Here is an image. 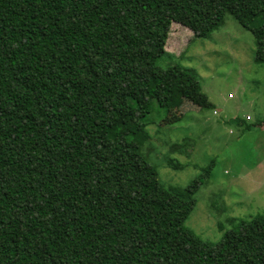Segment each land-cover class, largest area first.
<instances>
[{
	"label": "trees",
	"instance_id": "trees-1",
	"mask_svg": "<svg viewBox=\"0 0 264 264\" xmlns=\"http://www.w3.org/2000/svg\"><path fill=\"white\" fill-rule=\"evenodd\" d=\"M226 15L264 62V0H0V264H264L263 214L185 227L212 161L165 187L141 153L154 105L212 106L159 63L170 24L207 38Z\"/></svg>",
	"mask_w": 264,
	"mask_h": 264
},
{
	"label": "rangeland",
	"instance_id": "rangeland-1",
	"mask_svg": "<svg viewBox=\"0 0 264 264\" xmlns=\"http://www.w3.org/2000/svg\"><path fill=\"white\" fill-rule=\"evenodd\" d=\"M165 48L171 55L159 63L191 69L212 106L185 101L165 113L153 104L141 153L165 187L186 185L212 161L184 225L218 241L230 220L264 215V62L255 61L252 34L230 15L207 38L172 22ZM168 156L183 167L167 166Z\"/></svg>",
	"mask_w": 264,
	"mask_h": 264
}]
</instances>
